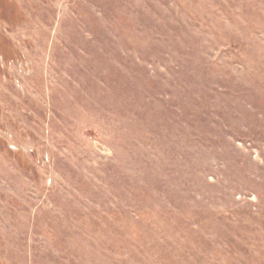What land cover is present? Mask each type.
I'll use <instances>...</instances> for the list:
<instances>
[{"label": "rangeland", "instance_id": "rangeland-1", "mask_svg": "<svg viewBox=\"0 0 264 264\" xmlns=\"http://www.w3.org/2000/svg\"><path fill=\"white\" fill-rule=\"evenodd\" d=\"M0 264H264V0H0Z\"/></svg>", "mask_w": 264, "mask_h": 264}]
</instances>
